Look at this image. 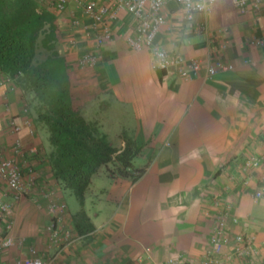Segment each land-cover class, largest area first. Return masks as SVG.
Masks as SVG:
<instances>
[{
	"label": "crops",
	"instance_id": "crops-1",
	"mask_svg": "<svg viewBox=\"0 0 264 264\" xmlns=\"http://www.w3.org/2000/svg\"><path fill=\"white\" fill-rule=\"evenodd\" d=\"M67 3L65 11L52 13L73 106L86 121L98 123L115 148L123 147V132L132 137L139 149L135 167L145 171L132 183L101 168L85 194L93 232L79 235L72 215L80 206L72 212L67 206L55 225L63 238L54 243L47 209L51 201L66 204V194L48 165L47 134L26 124L32 119L21 93L0 74V155L16 161L24 180L29 168L37 176L17 202L0 180V201L11 205L12 236L21 242L2 255V264L28 256L30 249L46 260L56 257L51 264H158L176 255L202 264L224 209L230 241L221 257L232 254V240L239 234L253 237L255 252L223 264H264V45H250L253 38L264 40V9L241 15L232 0H217L208 14L187 21L179 4L166 0V23L156 37L160 48L203 65L222 60L233 66L211 78L201 70L185 80L177 68L152 69L150 51L130 48V14L118 13L109 24L112 41L96 48L99 30L84 14L83 1ZM205 25L207 34L202 32ZM219 30L224 34L217 36ZM85 53L100 57L94 68L78 67ZM107 101L122 113L111 138L94 117L95 106L105 103L107 109ZM10 121L20 130L14 132ZM16 142L20 154L15 153ZM251 157L261 159V166L243 170ZM258 191L261 198L254 197Z\"/></svg>",
	"mask_w": 264,
	"mask_h": 264
},
{
	"label": "trees",
	"instance_id": "trees-1",
	"mask_svg": "<svg viewBox=\"0 0 264 264\" xmlns=\"http://www.w3.org/2000/svg\"><path fill=\"white\" fill-rule=\"evenodd\" d=\"M0 74L21 93L35 127L47 134L55 182L80 206L72 215L74 229L79 235L92 233L84 209L92 177L101 168L132 183L144 174L145 168L134 165L139 149L133 138L123 132V147L115 148L98 123L74 108L56 17L35 0H0Z\"/></svg>",
	"mask_w": 264,
	"mask_h": 264
},
{
	"label": "built area",
	"instance_id": "built-area-1",
	"mask_svg": "<svg viewBox=\"0 0 264 264\" xmlns=\"http://www.w3.org/2000/svg\"><path fill=\"white\" fill-rule=\"evenodd\" d=\"M39 5L51 12L61 13L67 8V0H35ZM83 1L84 14L90 19L94 29L99 33L95 40L96 48L104 46L113 39V33L110 29V22L116 19L117 14L125 12L133 17V33L128 38V44L133 51L139 52L148 50L151 53V67L158 71H167L170 68H177L180 76L185 79H191L195 74L204 70L205 76L211 78L218 73H224L233 70V66L222 60L203 65L199 59H185L181 55L171 57L167 52L156 44V37L160 33L161 27L166 23V14L164 12L166 0H81ZM181 7L184 17L187 21H192L196 14H208L214 7L217 0H175ZM236 10L241 15L249 12H260L264 9V0H232ZM77 24V22L75 23ZM202 32H207V26L202 27ZM224 31H217L216 35L221 36ZM250 45L261 48L264 40L253 38ZM99 56L94 53H85L77 61L80 69H92L96 66ZM14 132L20 130V127L13 121H10ZM26 124L33 131V121L27 120ZM31 131V133H33ZM23 150L18 142L15 145V153L20 154ZM261 159L251 157L242 164L243 170L256 169L261 166ZM27 180H24L21 169L13 159L3 158L0 155V180L3 181L11 192L14 202L22 199L29 188L35 185L37 176L33 169H27ZM263 196L261 191L255 193V198ZM11 205L0 201V264H2V255L9 249L21 245L12 236L13 220L9 217ZM67 211V205L64 202L51 201L48 205V215L50 224L47 227L52 241L55 243L62 240L56 224L62 219V215ZM228 210L224 209L215 220L214 233L210 239L211 250L206 255L202 264H223L226 261L235 258H245L254 254L253 237L239 234L232 240V254H226L221 257L222 247L230 241L226 237V218ZM237 223V219L233 220ZM68 238V233L64 239ZM149 254V249H145ZM56 257L49 260L40 256L35 249H30L28 256L9 261L6 264H51ZM158 264H189L183 255L169 257Z\"/></svg>",
	"mask_w": 264,
	"mask_h": 264
},
{
	"label": "rangeland",
	"instance_id": "rangeland-1",
	"mask_svg": "<svg viewBox=\"0 0 264 264\" xmlns=\"http://www.w3.org/2000/svg\"><path fill=\"white\" fill-rule=\"evenodd\" d=\"M107 100V99H106ZM109 104V107L107 109H104L105 103L101 104L98 103L95 107V114L94 117L101 120V123L104 125V133L108 135L109 138L114 135L119 125L122 123L120 118L122 116V113L117 112L114 110L111 102L107 101ZM126 123V122H125ZM113 140V139H112ZM115 145V143H113ZM140 164L139 160H135L134 165L138 166ZM66 204L68 206V209L72 212L73 208L76 207L77 210L79 209V204L75 197L70 194L65 195Z\"/></svg>",
	"mask_w": 264,
	"mask_h": 264
}]
</instances>
